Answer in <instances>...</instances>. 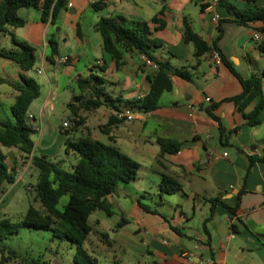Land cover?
<instances>
[{"label": "crops", "instance_id": "obj_1", "mask_svg": "<svg viewBox=\"0 0 264 264\" xmlns=\"http://www.w3.org/2000/svg\"><path fill=\"white\" fill-rule=\"evenodd\" d=\"M228 1L240 10L264 5V0ZM97 2L101 7L94 9L92 5ZM160 11L164 24L159 28L151 24V35L158 43L151 54L168 66L172 86L161 94L157 107L147 111L145 118L131 124L120 121L100 135H84L100 141L104 135L106 143L140 160L141 172L107 195L111 215L103 212L107 218L95 219V224H105L106 231L92 227L101 238L92 241L87 236L83 247L94 259L92 264H101L95 248L102 245L113 252L103 258L104 264H264V120L258 125L247 124L246 114L252 103L239 106L227 100L241 92V85L215 57L220 53L243 78L260 75L264 93V39L257 41L252 36L254 30L264 31L263 21L246 25L234 22L227 9L212 0H68L67 8L59 12L53 24L42 22L37 9L20 8L17 13L26 22L0 34V48L14 47V37L35 48L39 64L22 71L14 62L0 57V120H12L10 105L16 94L12 84L20 81L21 73L30 77L32 71L44 74L48 87L45 92L36 77L40 94L26 114L34 130L32 153L26 155L18 147L1 145L0 152L6 155L5 163L15 169V181H19L24 173L19 170L20 162L28 165L36 149L47 156L56 145L57 151L64 150L65 138L84 137L72 132L65 135L63 121L57 122L53 106L54 87L60 89L62 85L57 71L65 66L63 70L69 76L66 86L76 84V76L83 75L75 71L74 65L84 52L75 57L63 53L62 45L68 41L78 50L96 54L87 73L90 68L99 72L97 61L103 64L106 91L121 103L143 97L149 90L148 76L156 69L135 52L121 54L116 64L102 50L101 39L92 26L101 16L149 21ZM84 12L93 16V32L80 28L79 17ZM184 20L217 51L209 49L195 57L192 43L183 38ZM74 28L75 38L71 39ZM51 39L57 44L55 54H51ZM61 57H67V61L61 62ZM181 68L188 70L190 79L172 73ZM76 89L75 95L79 93ZM211 105L214 108L210 111L218 119L209 114L207 108ZM157 138L176 141L180 146L174 153L160 154ZM27 167L29 173L34 171ZM163 174L175 179L180 189L160 193ZM146 189L154 190L153 195L142 196ZM212 198L221 202L215 204L203 226ZM121 219H125L124 224L117 226Z\"/></svg>", "mask_w": 264, "mask_h": 264}, {"label": "trees", "instance_id": "obj_2", "mask_svg": "<svg viewBox=\"0 0 264 264\" xmlns=\"http://www.w3.org/2000/svg\"><path fill=\"white\" fill-rule=\"evenodd\" d=\"M67 3L68 0H0V34L8 32L9 27H20L25 24L26 21L17 13L20 8L37 9L42 22L53 24L59 12L67 8ZM218 3L233 16L232 21L234 22L242 25L254 20L264 22V5L259 9L240 10L228 0H218ZM92 7L99 9L101 2L93 4ZM161 14L162 11L149 21H127L119 15L101 16L93 24L94 31L100 35L102 50L116 64L121 54L135 52L153 60L158 67L151 76H148V92L141 98L124 103L106 92L105 78L101 74L105 70L103 64H95L99 72L90 68L86 75H77L76 84L79 93L72 96V100L67 104L71 112V117L68 120L72 121L74 125L83 122L82 118L76 117L79 109L92 110L106 105L113 111L102 128V131L107 133L104 127H110L122 121L114 114L121 106H135L144 112L152 111L157 107L161 94L164 91H169L172 86L167 71L168 66L164 62L157 61L151 54V51L158 45L151 35V24L154 25V28L162 27L164 22L159 17ZM183 38L185 42L192 43L195 57L201 56L209 49L217 51L214 44H207L197 33L192 31L187 20H184ZM12 41L14 47L0 48V57L14 62L22 71L30 70L36 61L35 48L14 37H12ZM50 43L51 54H55L57 52L56 41L51 39ZM219 56L241 85V92L227 100H231L239 106L252 103V108L246 114L247 124H260L264 120V93L261 76L252 74L243 78L220 53ZM172 73L185 79L191 78L186 68L174 69ZM12 87L16 91L10 105L12 120H0V145L18 147L26 155H29L33 149L31 134L34 130L28 124L26 114L30 103L40 94V85L33 77L21 73L20 81L12 84ZM76 102L78 104H75ZM212 108L214 105L207 108L209 114L214 119H218L210 111ZM63 129H65L64 134H69L66 128ZM219 130L222 134L221 126H219ZM156 142L159 145L160 154L174 153L180 146L178 142L167 138H157ZM63 143L64 151L72 152L76 156V162L72 169H63L45 155H32L30 166L38 172L33 190L35 199L39 201V207L30 204L22 218L16 222L8 218H1L0 240L9 234L18 232L21 227L46 229L51 231L53 236L66 239L75 245L74 264H92L94 259L83 247L84 241L92 231V225L89 224L88 218L91 213L99 210L106 215H111L110 205L106 200L107 195L115 191L117 183H127L136 179L140 164L115 145L89 136L77 139L67 137ZM5 158L6 155L0 152V187L3 183L12 184L15 181V169L6 165ZM179 189L180 184L175 179L165 174L162 175L159 183L160 193H172ZM62 196H67V199L59 209L57 204ZM209 201V215L203 220V226L212 216L215 204L221 202L217 198H212ZM124 222L125 219H121L117 226L123 225ZM4 249V247H0L1 259ZM7 251L8 257H14L13 251ZM16 264L40 263L36 259L22 258Z\"/></svg>", "mask_w": 264, "mask_h": 264}, {"label": "rangeland", "instance_id": "obj_3", "mask_svg": "<svg viewBox=\"0 0 264 264\" xmlns=\"http://www.w3.org/2000/svg\"><path fill=\"white\" fill-rule=\"evenodd\" d=\"M93 16L91 13L84 12L79 17L80 28L84 32L90 31V25L93 22ZM75 28L72 30V38H75ZM93 32V31H90ZM97 36L100 35L96 32ZM76 42V41H75ZM63 53H67L68 55L75 57L78 53H82L80 56V60L74 65L75 71H82L85 74L87 73V67H91V63L94 62L95 53L90 52L83 48L77 49L75 44L71 41L66 42L62 45ZM39 62L36 60L35 66H37ZM65 66H62L61 71L58 72L59 80L61 82L60 89H56L54 87L53 94L56 95L53 106L55 107V116L57 122L64 121L71 117L70 109L67 107V104L72 100V96L77 93L76 86L77 84L71 83L70 86H66L67 78L69 77L67 72L63 70ZM73 68V67H70ZM35 69V68H34ZM74 72V76L75 73ZM33 74V78L36 80V77L43 84V90H47V84L45 81L44 74L37 75L34 74V71L31 72ZM73 76V77H74ZM44 80V81H43ZM47 86V87H46ZM57 90V91H56ZM105 90H107L105 88ZM46 92V91H45ZM107 92V91H106ZM109 93V91H108ZM77 104V103H75ZM111 109L102 105L98 109L92 110H83L79 109L77 113V118H82V123L77 125H72L66 128L67 131L75 133L79 136H84L86 134H92L94 132H103L102 128L104 124L108 121L109 115L111 113ZM126 124H131L130 122L125 121ZM110 127H104V129H111ZM118 134V133H116ZM66 135V134H65ZM74 135V134H72ZM100 135V133H99ZM120 142L122 143V138L119 136ZM33 139L36 141V135L33 134ZM101 141L106 142L104 135L101 134ZM62 147V146H61ZM55 150L51 154H47L49 160L58 163L63 169L71 170L72 166L76 162V156L74 153L69 152L66 153L63 148H60L57 151V145L54 147ZM122 151V150H121ZM35 155H40L38 149L35 150ZM124 153V152H123ZM136 161V160H135ZM140 162V160H137ZM31 165V161L28 164ZM25 165V162H20L19 170H24V173L20 175L19 181H15L12 184L3 183L0 187V219L8 218L9 220L16 222L19 221L24 213L26 212L28 206L31 204L34 207H39V201L35 199L33 186L36 183L38 172L37 170L30 172L28 171V166ZM140 171V170H138ZM141 172V171H140ZM122 183H117L116 188H122ZM154 190L146 189L143 192L142 196H152ZM140 197V196H138ZM67 196H62L57 204V207L60 209L63 203L66 201ZM140 200L144 201L141 197ZM106 217L103 211H95L91 213L88 218L89 224L92 227L99 231H106L105 224H95V219L99 217ZM89 239L95 241L100 239L94 231H91L88 235ZM97 238V239H96ZM0 247H4L3 250V258L1 259L0 253V264H16L22 258L26 259H36L40 264H73V255L75 254V245L71 244L66 239H60L58 237L53 236L52 232L46 229H36L31 227H21L18 232L9 234L5 238L0 240ZM11 250L14 252V257H8V251ZM95 252L97 253L100 263L104 264L103 258L108 256L110 253L106 245H102L100 247L95 248Z\"/></svg>", "mask_w": 264, "mask_h": 264}, {"label": "built area", "instance_id": "obj_4", "mask_svg": "<svg viewBox=\"0 0 264 264\" xmlns=\"http://www.w3.org/2000/svg\"><path fill=\"white\" fill-rule=\"evenodd\" d=\"M212 2H218V0H212ZM252 36H253V39L260 41V40L264 39V31L254 30ZM215 57H216L217 61L220 60V57L217 53H215ZM143 59H144V63L149 64L153 68L157 69L158 66L153 60H151L147 57H144V56H143ZM60 60H61V62H66L67 57H61ZM96 64L100 65L99 61H97ZM114 114L118 119H121L122 121L130 122V121H133L137 118H142V119L145 118L146 112L135 109L131 106H121L118 110H116L114 112ZM72 125H73V122L70 120H64L61 123V126L63 128H68ZM222 155L226 156L227 153L223 152ZM262 206L264 207V199L262 202Z\"/></svg>", "mask_w": 264, "mask_h": 264}]
</instances>
